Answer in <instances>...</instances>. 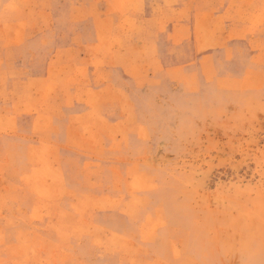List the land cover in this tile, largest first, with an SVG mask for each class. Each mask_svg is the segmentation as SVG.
<instances>
[{
  "label": "rangeland",
  "instance_id": "374dc122",
  "mask_svg": "<svg viewBox=\"0 0 264 264\" xmlns=\"http://www.w3.org/2000/svg\"><path fill=\"white\" fill-rule=\"evenodd\" d=\"M0 264H264V0H0Z\"/></svg>",
  "mask_w": 264,
  "mask_h": 264
}]
</instances>
